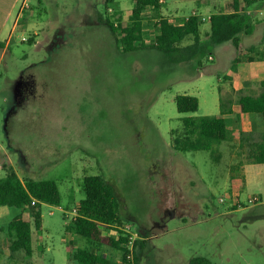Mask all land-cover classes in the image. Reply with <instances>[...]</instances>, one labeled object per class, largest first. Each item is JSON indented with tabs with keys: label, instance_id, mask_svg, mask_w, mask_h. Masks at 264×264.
Masks as SVG:
<instances>
[{
	"label": "rangeland",
	"instance_id": "374dc122",
	"mask_svg": "<svg viewBox=\"0 0 264 264\" xmlns=\"http://www.w3.org/2000/svg\"><path fill=\"white\" fill-rule=\"evenodd\" d=\"M0 1V41L9 40L0 50V182L13 168L23 180L56 181L62 194V207L42 206L32 257L12 254L9 236L0 234V264H71L66 247L72 240L126 264L122 251L90 244L71 229L85 198V175H101L114 188L125 235L108 234L128 236L127 264H189L197 257L264 264V164L248 157L262 142V116L241 115L255 121L256 134L236 137L232 117L230 140L212 151L182 150L195 138L185 130L186 118L217 117L228 101L232 114L243 95L262 89L258 82L248 89L232 81L237 51L231 42L213 50L205 20L199 43L187 36L173 52L151 47L159 18L147 8L143 46L126 52L106 22L117 26L138 0ZM199 3L178 9L167 0L161 14L204 15ZM256 36H241L242 44ZM179 95L196 97L199 110L179 113ZM22 213L1 207L0 228Z\"/></svg>",
	"mask_w": 264,
	"mask_h": 264
},
{
	"label": "trees",
	"instance_id": "16d2710c",
	"mask_svg": "<svg viewBox=\"0 0 264 264\" xmlns=\"http://www.w3.org/2000/svg\"><path fill=\"white\" fill-rule=\"evenodd\" d=\"M115 0H107V5ZM162 0H138L135 8L130 13L122 15L120 22L113 24L109 20V27L117 41L123 46L124 51L131 52L143 46L142 14L147 8L160 9ZM256 6L264 9V0H233L226 3L222 12L214 14L210 19V39L214 45L233 43L238 50V57L233 61L231 69L233 76L243 77L248 74L250 64L254 61L250 52L245 51L240 45L239 35L248 32L250 16L244 13L246 8ZM203 20L199 16H191L181 25H174L169 20L161 18L157 22V34L150 44L159 50L173 52L176 44L182 42L187 36H193L196 43L200 41V27ZM7 43L0 41V50L5 49ZM264 59V54H263ZM262 92L259 95H246L240 98L238 106L242 114H259L264 125V81L261 83ZM179 113H195L199 110V100L191 95H179L175 99ZM231 101H228L230 104ZM228 104H222V110L217 117H202L200 119L186 118L185 130L195 137L188 139L184 152L212 151L215 145L228 141L231 138L225 115L231 113ZM178 142V141H177ZM256 164H264V131L261 143H255L249 154ZM6 178L0 182V208L15 207L25 213L12 219L7 228H0V234L9 236V250L14 253H25L27 257L33 254V227L42 228V206L44 204L62 207V194L56 181L34 179H21L13 168H6ZM231 181L235 186L242 182L238 177L232 176ZM244 183V182H243ZM85 198L79 202L76 217L71 229L77 236L85 239L90 244H103L124 253L123 260L130 262V240L120 236L114 238L108 232H119L123 226L120 213V203L112 185L101 175H85L80 182ZM125 235V234H124ZM142 246V244L137 243ZM68 259L78 264H116L107 257L94 253L87 248H80L76 240L70 241L66 247ZM136 256L134 262H138ZM189 264H212L203 257L193 258Z\"/></svg>",
	"mask_w": 264,
	"mask_h": 264
},
{
	"label": "crops",
	"instance_id": "0c3cea01",
	"mask_svg": "<svg viewBox=\"0 0 264 264\" xmlns=\"http://www.w3.org/2000/svg\"><path fill=\"white\" fill-rule=\"evenodd\" d=\"M174 1H175L177 8L181 9L189 1H193V0H174ZM194 1L200 2L199 4L202 5L203 8L208 12L205 13L204 15H202V14H199L198 11L194 10L193 13L195 12L198 14V16L206 18V22H208L210 24L211 17L214 14H218V13L222 12L226 3L231 2L233 0H194ZM2 4H3L2 1H0V8H1ZM166 4H167V0H162L160 2V9L156 11L158 14L159 20L161 18H164V19L169 20V22L171 24L181 25L184 22H186L189 19V17L192 16L191 15L189 17L183 18V17L177 16V14L176 15H164V14L162 15L161 14L162 13V7H164V5H166ZM261 11H262V13H261ZM244 13L247 14L248 16H250V19L248 21L249 22L248 32L246 34H243V32H242L239 35L240 45L242 46V48L245 51L250 52L249 55L251 57H253L254 61L250 64V69H249L247 75H244L243 77H238V78L234 77L233 73L229 74V75H230L232 81L233 80L238 81V83L242 87L251 89V86L254 83L258 82L261 86V83L264 81V59H263V54H264V9H259L254 5L252 7L246 8L244 10ZM9 15H10V13H8V16ZM203 22H205V21H203ZM210 31H211V27H210V30H205V32H204L206 40L210 39ZM200 33H201V28H200ZM243 35L249 36V37H252L254 35H257V36L251 43H248L246 46H244L242 44V40H241V36H243ZM5 42L8 45L9 40H5ZM256 44H260L263 47L262 52L259 51V48H257L258 46H256ZM232 45H233V43H232ZM218 46H219L218 44L214 45L213 50L215 49V47H218ZM233 47H235V46L233 45ZM235 49H236V47H235ZM236 51H237V53H236V55L234 54L233 61L238 57V50L236 49ZM210 52H211L210 59H214L215 63H216V61L218 60L217 56H214L213 51H210ZM219 60H220V58H219ZM218 80L221 84L222 78L219 77ZM261 92H262V89L259 91V93L257 95H259ZM243 96H246V95H243ZM253 96H256V95H253ZM238 109H239V106H238ZM241 115H248V114H242V113H240V110H237V112L234 111V113H232V114L225 115L226 122H227L228 118H232V117L234 118V121L236 122L235 135L236 134L238 135L241 132H249L251 134H256L258 132V129L256 127L255 121H253L252 118H248V119L244 120L241 118ZM239 121L241 123H239ZM262 131H264V129H262ZM237 135H236V137H237ZM235 195H239V192L236 193ZM70 263L73 264L75 262L70 261Z\"/></svg>",
	"mask_w": 264,
	"mask_h": 264
},
{
	"label": "built area",
	"instance_id": "2783aa9c",
	"mask_svg": "<svg viewBox=\"0 0 264 264\" xmlns=\"http://www.w3.org/2000/svg\"><path fill=\"white\" fill-rule=\"evenodd\" d=\"M261 13H262V11H261ZM192 16H198V14L194 12ZM198 17H199V16H198ZM201 19H202L203 21L206 20L204 17H201ZM221 201L223 202L224 200L222 199ZM256 201H258L257 198H253V199L250 200V202H253V203L256 202ZM59 208H60V207H59ZM129 258H131V255L129 256Z\"/></svg>",
	"mask_w": 264,
	"mask_h": 264
}]
</instances>
